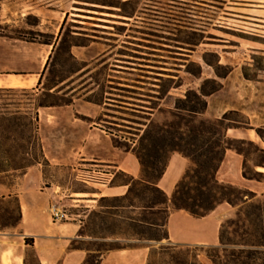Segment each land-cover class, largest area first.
Listing matches in <instances>:
<instances>
[{"label":"crops","instance_id":"0c3cea01","mask_svg":"<svg viewBox=\"0 0 264 264\" xmlns=\"http://www.w3.org/2000/svg\"><path fill=\"white\" fill-rule=\"evenodd\" d=\"M28 1L0 0V89L32 91L34 97L29 99V105H35L32 102L50 73V60L58 42L57 38L46 43L27 41L21 35V21H25L27 9L37 6ZM242 4L236 7L239 9L237 12L230 14L240 16L245 22L256 25L254 30L264 33V5L254 7L252 3ZM88 47L90 45L82 46L84 49ZM248 47L253 52L264 53L262 46ZM72 51L76 53L74 48ZM137 52V56L115 54L121 57L115 59L120 64H114L109 70L108 87L106 86L108 90L105 91L107 96L103 100L97 102L86 99L101 84L97 83V87H92L94 83H90V75L94 70H78L48 89L57 93L69 90L65 94L71 95L69 104L34 107L35 115L37 114V119L34 118L36 136L42 147V158L51 166L67 169L72 177L85 183L86 187H91L92 191L72 190L67 193L72 188L48 178L40 162L26 169L13 190L5 191L0 188V198L14 196L18 199L21 210L17 227L4 230L0 228V264H32V257L37 264H82L88 251L72 247V241L77 237L82 220L85 219L73 213L65 220L56 221L52 215V205L63 200L72 206L93 208L94 203L102 197L126 194L129 184L117 181L112 183L115 175L99 183L81 177L85 172H91L100 166L114 173L125 172L134 178L142 176V164L135 151L132 148L124 150L116 145L113 134L105 129L104 124L109 119L132 123L134 119L145 115L148 116L145 120L149 122L158 115L165 99L174 94L172 90H180L192 82L183 70L168 68V56L149 51L148 47ZM109 53L110 51L99 53V59ZM107 61L108 59L103 63ZM80 73H83L82 76L61 88ZM180 77L182 84L170 87L161 94L162 79ZM80 79L84 81L74 86ZM219 84L216 91L205 97L207 105L203 116L218 119L231 111L241 113L245 117V125L229 127L226 130L227 136L253 141L264 149V140L256 130L264 127V78H249L241 66L235 65L221 78ZM156 101L157 106L154 104ZM86 166L95 168L87 169ZM190 167V158L179 151H173L169 154L166 170L158 181L159 187L169 197L171 208L166 222L168 237L165 243L175 246L219 245L221 224L236 213L237 207L229 202H222L201 217L194 216L187 210L171 207V197L176 185ZM259 167L264 169L259 165L254 166V169L260 171ZM243 169L244 155L227 148L216 171V178L220 182L253 191L257 196L264 194V181L246 178ZM151 247L149 241L136 239L133 245L106 251L100 264H148ZM207 260L210 261L209 258Z\"/></svg>","mask_w":264,"mask_h":264},{"label":"rangeland","instance_id":"374dc122","mask_svg":"<svg viewBox=\"0 0 264 264\" xmlns=\"http://www.w3.org/2000/svg\"><path fill=\"white\" fill-rule=\"evenodd\" d=\"M28 3L37 6L34 9H27L25 21H21V35L27 41L38 43H46L57 38L58 44L50 60L48 69L50 73L44 85L36 92L37 95L32 102L35 105H29V99L34 97L32 91L1 92L0 112L1 110L19 111L20 117L25 118L35 116L34 107H41L39 106L41 103L51 104L55 101L70 103L71 95H65L69 90L57 93L48 89L58 85L78 70H94L90 75L92 77L90 83H94L93 88L97 87V83L101 85L87 95L86 99L99 102L107 96L105 91L108 90L107 81L109 78L107 75L109 70L114 67V64H120L115 62V59L121 57L115 56V54L137 56V51L148 47L149 51L168 56L170 61L168 68L183 70L185 76L191 79L192 83L181 87L180 90H172L174 94L165 99L158 115L149 122L145 120L148 119V116L145 115L134 119L132 123L109 119L104 124L105 129L113 134V141L116 145L124 150L127 146L136 150L143 147L141 138L145 130L156 132L165 123L179 119L178 115L196 122L202 119L215 120L204 117L203 113L198 115L191 113L188 106L192 104V101L187 98V95L189 91L201 94L202 90L209 92L214 87L219 88V81L233 66H241L249 78H264V53L253 52L248 47V45L264 47V36H262L264 33L254 30L256 25L245 22L240 16L230 14V12H237L239 9L236 7L243 5L242 3H252L254 7H260L259 5H264V0H29ZM84 45H90V47L84 49L82 48ZM72 48L76 53H73ZM106 51H110V53L99 59L100 55ZM107 59L108 61L103 63ZM86 66H88L87 69H84ZM202 70H204L203 74ZM82 74L75 75L76 77L62 85L61 88ZM83 81L84 79L78 80L74 86ZM180 84H182L181 77L162 79L160 82L161 94L170 87H178ZM182 102L187 104L184 106L187 109L179 107L183 106ZM154 104L157 106L158 101ZM193 104L195 103L193 102ZM229 117L233 120L246 121L241 113H231ZM146 124L147 126H144ZM223 135L224 131L220 129L212 137L213 140L216 139L219 142L215 146V150L218 152H221L225 145ZM143 143L149 145L147 141ZM237 145L241 146L247 154V171L253 172L254 166L263 160V154L249 143L237 142ZM208 148L207 145L203 148L194 147L196 151H205ZM154 149L149 145L147 151L153 153ZM34 151H38L37 145ZM143 152L146 151L143 150ZM162 155L163 161L165 153ZM0 160H3V155H0ZM40 163H42L48 178L72 188L67 193L72 190L92 191L91 187H86L85 183L75 179L74 176L72 177L67 169L51 166L42 157ZM162 164L160 162L158 167L161 168ZM0 166V188H4L5 191L13 190L20 180L22 170L9 169L6 164ZM193 166L191 160L190 168ZM85 168L94 169L95 167L86 166ZM91 173L100 175L109 173L110 177L115 175L117 182L129 180L121 172H110L103 166L97 167ZM100 181L102 180L93 179V182L96 183ZM261 198V196L254 197L253 201ZM114 204L118 203L112 200L102 201L101 198L97 203H94L95 207L93 208L82 205L72 206L63 200H59L57 203L58 206L67 209L70 214H79L85 220H92L91 212L101 209L119 213L145 212L152 217L164 216L162 213L154 216L151 210L114 207ZM234 216L235 213L227 218ZM0 217L6 224L17 221L19 210L14 196L6 199L0 198ZM107 217L113 224L109 231L102 233L103 235L107 234V238L86 236V238L80 239V242L89 243V245L101 242H106L108 245L136 243V239L130 235L128 237L110 235L111 231L117 232L127 227V223L113 214ZM146 230L150 236L165 235L163 227L150 226ZM231 231L232 228L227 227L226 235L233 237ZM115 237L121 239L116 240ZM149 244L152 245L149 257L152 264H179L174 263L172 256L180 261L186 260L188 264H194L195 260L192 255L196 252L199 253L200 262L214 264L210 258V261L207 260L208 258L206 259V246L198 245L189 248L175 246L162 250L161 246L168 245L165 243V239L162 242L149 241ZM32 264H37L34 257H32Z\"/></svg>","mask_w":264,"mask_h":264},{"label":"trees","instance_id":"16d2710c","mask_svg":"<svg viewBox=\"0 0 264 264\" xmlns=\"http://www.w3.org/2000/svg\"><path fill=\"white\" fill-rule=\"evenodd\" d=\"M247 76V75H246ZM214 87L211 91L201 94L196 92H188L187 98H190L189 111L195 115L202 114L206 110L205 96L216 91ZM23 90L17 89H0L1 92H18ZM25 92V91H23ZM193 102L195 104H193ZM69 104L67 101H55L51 104L41 103L39 106L63 105ZM180 108L187 109V104L182 102ZM7 109V106H5ZM5 109V108H3ZM19 111L1 110L0 112V155H3L1 164H6L9 169L22 170V174L26 169L40 162L43 157V151L40 142L36 136L37 114L32 117H20ZM231 113H239L231 111L225 113L222 118L215 120H195L188 119L178 115L177 120L165 123L156 132L145 130L142 135V149L134 150L142 164V176L134 178L133 176L121 172L129 180L123 181L129 184V189L122 196L102 197L101 200H112L118 204L114 207H122L128 209L151 210V213L164 214L163 217H152L145 212L136 213H119L110 210L92 211V220H82V225L77 237L72 241V247L82 248L88 251V256L82 264H100L102 255L111 249L122 248L133 244L108 245L106 242L99 244L80 242V239L86 238H107L104 231H109L112 223L108 220V215H116L123 222L127 223V227L120 231H111L110 235H123L134 237L137 240L160 242L168 237L166 230V222L171 212L169 206V197L166 192L159 187L158 181L164 174L169 154L173 151H179L183 155L190 158L193 167L189 168L182 179L177 183L176 188L171 197L172 209H184L192 215L201 217L214 210L220 203L229 202L237 207L234 217L227 218L222 222L220 228V245H208L206 255L214 264H264V194L261 199L253 201L254 197H258L253 191L238 185L220 182L216 178V171L222 162L224 153L227 148L236 150L244 155L243 175L246 178L264 181V172L254 170L247 171V154L244 149L237 145V142L249 143L257 148L263 154V160L257 165L264 167V149L257 143L245 139L228 137L226 130L229 127L243 126L245 121L233 120L229 117ZM220 129L224 131V143L221 152L215 150L218 145L216 139H212L213 135ZM257 133L264 140V127H258ZM147 141L155 151L150 153ZM36 145L38 151H34ZM207 145L209 148L205 151H196L194 147L203 148ZM126 150L131 149L125 147ZM146 151L145 153L143 152ZM165 153V159L162 161ZM163 163L159 168V163ZM1 167V166H0ZM3 167V166H2ZM5 170V169H3ZM21 174V175H22ZM112 183H116L115 177ZM17 200L19 218L16 222L6 224L0 217V228L2 230L15 228L21 219V210ZM102 206H104L102 204ZM109 207V206H106ZM163 227L165 235L150 236L147 234V227ZM227 227L232 228L233 237L226 235ZM103 233V234H102ZM108 233V232H107ZM108 234V235H109ZM175 245L168 244L161 246L162 250H167ZM188 248L191 246H187ZM194 264H203L199 261V253L192 255ZM174 263L188 264L186 260H179L172 256ZM148 264H152L149 258Z\"/></svg>","mask_w":264,"mask_h":264},{"label":"built area","instance_id":"2783aa9c","mask_svg":"<svg viewBox=\"0 0 264 264\" xmlns=\"http://www.w3.org/2000/svg\"><path fill=\"white\" fill-rule=\"evenodd\" d=\"M82 178H87L89 180H93V179H100V180H106L108 178H110L109 173H102L100 174H93L91 172H85L82 176ZM52 210V215L54 220H65L70 216V213L68 212L67 209L62 208L58 205H52L51 207Z\"/></svg>","mask_w":264,"mask_h":264},{"label":"bare ground","instance_id":"6f19581e","mask_svg":"<svg viewBox=\"0 0 264 264\" xmlns=\"http://www.w3.org/2000/svg\"><path fill=\"white\" fill-rule=\"evenodd\" d=\"M260 18V17H259ZM262 20V18H260ZM264 32V31H263ZM258 170H264L263 168L259 167ZM64 230V229H63Z\"/></svg>","mask_w":264,"mask_h":264}]
</instances>
